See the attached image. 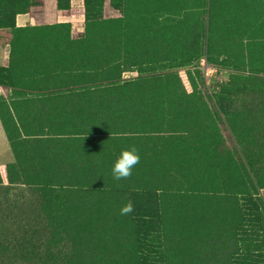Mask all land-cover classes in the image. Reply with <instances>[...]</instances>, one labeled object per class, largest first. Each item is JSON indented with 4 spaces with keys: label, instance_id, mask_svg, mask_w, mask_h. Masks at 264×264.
Masks as SVG:
<instances>
[{
    "label": "trees",
    "instance_id": "trees-1",
    "mask_svg": "<svg viewBox=\"0 0 264 264\" xmlns=\"http://www.w3.org/2000/svg\"><path fill=\"white\" fill-rule=\"evenodd\" d=\"M84 3L75 33L0 0V264H264V0Z\"/></svg>",
    "mask_w": 264,
    "mask_h": 264
},
{
    "label": "rangeland",
    "instance_id": "rangeland-1",
    "mask_svg": "<svg viewBox=\"0 0 264 264\" xmlns=\"http://www.w3.org/2000/svg\"><path fill=\"white\" fill-rule=\"evenodd\" d=\"M41 2H42V5L39 7L33 8L31 13L33 15L39 17L38 18V24H48V23L51 24V23H53V21L47 23V21L43 20L42 17L40 18V16L44 15V11H46V7L44 6V0H41ZM75 8L77 9L76 19L79 21H75V23H76L75 28L73 27V24H72V27H73V31L75 33H79V32H83L84 27H85V3L82 4V2H80V3L77 2V4H75ZM51 9L54 10V6ZM70 10H71V8L68 10H63L61 12L63 14L68 15L70 13ZM82 14L84 15V18L82 16ZM103 15L106 18H116V17L120 16V13L114 7H112L111 0H105ZM80 20H82V21H80ZM0 45H2L1 41H0ZM0 48H1V46H0ZM7 65L8 64H6V66H0V67H7ZM203 65H204L203 66L204 74L206 76V82L210 83L211 88H216L215 90H220L221 87H219L217 85L229 82V79H230L229 73L223 72V73L217 75V72L214 68L208 67L207 65H205V63ZM181 75L183 77V80H184L188 90L191 91V86L188 82V79H187L185 72L184 71L181 72ZM0 76H1V74H0ZM133 76H135V74ZM6 90H8V89H5V88L3 89V91H4L2 93L3 96L9 95V90H8V93ZM244 103H246V102H244ZM243 104H241V106L237 105V107H242ZM0 125L2 126L1 120H0ZM256 126L257 127L264 126V122H262L261 120H258L256 122ZM251 128L252 127L248 124L246 130L248 131ZM13 161H14V155H13V152L11 149V145H10V143L6 137V141L3 139L0 140V167L11 164ZM263 196H264V191H263Z\"/></svg>",
    "mask_w": 264,
    "mask_h": 264
},
{
    "label": "crops",
    "instance_id": "crops-1",
    "mask_svg": "<svg viewBox=\"0 0 264 264\" xmlns=\"http://www.w3.org/2000/svg\"><path fill=\"white\" fill-rule=\"evenodd\" d=\"M82 2L84 3V0H71V10L68 15L63 14L60 10L57 8V0H44V6L46 7V11H44V15L40 16L43 20L48 22L53 21V23H71L73 24V27H76L75 21H79L76 19L77 17V9L75 8V4ZM54 6V10L51 8ZM83 18L84 15L82 14ZM38 16L33 15L32 13L27 14H20L16 17V24L17 27H27V26H34V25H43L38 24ZM82 21V20H80ZM49 24V23H48ZM0 66H6V64H9L10 59V51L11 48L9 45H0ZM4 88L0 86V96H3L2 93ZM6 89V88H5ZM8 93V90H6ZM10 94V91H9ZM6 141V134L3 129V126L0 125V140Z\"/></svg>",
    "mask_w": 264,
    "mask_h": 264
},
{
    "label": "clouds",
    "instance_id": "clouds-1",
    "mask_svg": "<svg viewBox=\"0 0 264 264\" xmlns=\"http://www.w3.org/2000/svg\"><path fill=\"white\" fill-rule=\"evenodd\" d=\"M140 162L138 149L131 146L128 149L122 150L119 157L115 160L112 167V176L114 180L128 179L132 175V169ZM134 207L131 201L122 206L120 215H129L133 212Z\"/></svg>",
    "mask_w": 264,
    "mask_h": 264
}]
</instances>
